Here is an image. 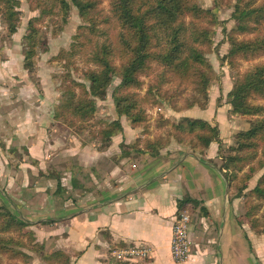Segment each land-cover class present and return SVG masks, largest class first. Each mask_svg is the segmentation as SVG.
<instances>
[{"label": "crops", "instance_id": "crops-1", "mask_svg": "<svg viewBox=\"0 0 264 264\" xmlns=\"http://www.w3.org/2000/svg\"><path fill=\"white\" fill-rule=\"evenodd\" d=\"M5 60L0 59L1 72ZM193 109L180 117L202 119L194 118ZM227 109L209 100L200 109L202 120L216 124L219 133L222 127L229 132L235 117L227 118ZM20 110L0 107V206L25 222L47 248L65 252L72 264H117L110 250L132 244L147 245L151 253L131 264H202V259L214 264L218 253L211 249L205 255L191 250L182 263L171 258L178 202L192 199L199 204L187 209L198 213L200 228L215 235L219 264H244L239 203L219 168L217 143L196 152L170 140L155 157L128 154L120 144L143 135L123 119L121 133L102 143L63 129L52 118L53 107L29 109L26 121ZM191 222L190 241L197 233L190 230ZM191 246L197 244L191 241Z\"/></svg>", "mask_w": 264, "mask_h": 264}, {"label": "trees", "instance_id": "trees-1", "mask_svg": "<svg viewBox=\"0 0 264 264\" xmlns=\"http://www.w3.org/2000/svg\"><path fill=\"white\" fill-rule=\"evenodd\" d=\"M99 1L71 0L83 19L84 25L83 33L74 36V42L66 55L65 62L78 54L76 47H81L85 52L83 61L90 66L82 71L88 88L86 89L85 85L67 75L63 81L69 88L65 89V99L61 101L56 112L54 111L55 120L69 115L80 123L88 121L95 112V100H102L105 97L107 86L112 78L118 75L120 82L115 89V94H112L117 117L124 116L130 120L132 127H138L144 120V116L137 108L134 95L128 90L140 86L139 76L146 70L149 62L163 66L180 80L194 77L202 87L204 82L208 81V75L203 73L201 67H209V65L204 62L201 52L203 48L209 46L211 32L208 26L201 28L200 20L207 17L209 13L199 8L197 0H108L109 12L117 27L114 38L112 36L104 38V34L99 32L97 18L100 11L96 9ZM37 7L40 16H47L49 10H58L61 14H66L69 6L65 0H48V3L38 2ZM19 16V0H0V20L5 24L8 35L16 32ZM231 17L236 22L234 32L253 35L251 39L243 40H234L232 37L229 52L231 57L237 55L253 57L260 53L264 54V30L262 29L264 3L256 6L253 0H237ZM38 21V18L30 19L24 34L26 49L23 55V69L29 73H32L34 67L32 60L38 43L39 33L36 27ZM102 22L109 23V20L103 19ZM64 53L66 52L59 51L54 60H61ZM116 59L119 61L118 67L113 63ZM255 96L264 98V63L247 71L240 80L235 82L228 93L232 114L256 116V120L252 122L249 129L235 136L233 154L220 158L222 162L219 168L224 170L230 189L236 177L235 175L227 176V170L240 171L245 163L252 164L255 160V152H259L261 158H259L260 161L256 160V167L249 168L245 175L246 179L264 165V107L252 105L249 102ZM184 122L175 124L173 128L178 134L194 136L195 143L189 144L204 151L212 142H215L219 151V131L216 124L190 118H184ZM121 131L119 120H113L100 129L99 139L101 142L107 141ZM176 139L182 143L180 138L176 137ZM167 144L168 142L162 141L159 137L152 140L137 138L129 145L120 144V147L128 154H148L155 157ZM236 188L238 192H241L245 186L242 184ZM250 193L264 200V173L258 178L256 186L250 190ZM187 204L197 207L199 202L185 199L178 202V208L181 211H187ZM199 210L205 212L203 207ZM249 210H255V206L249 207ZM250 222L252 227L256 226L255 219ZM26 226L25 222L0 206V234H4L0 237V252L14 256L10 246L26 248L24 241L12 235L18 233L21 238L29 237L33 240L31 232L21 233ZM39 250L41 251V247ZM17 256L23 260L28 258L24 253H18ZM40 258L46 264H72L69 256L60 250L40 255Z\"/></svg>", "mask_w": 264, "mask_h": 264}, {"label": "rangeland", "instance_id": "rangeland-1", "mask_svg": "<svg viewBox=\"0 0 264 264\" xmlns=\"http://www.w3.org/2000/svg\"><path fill=\"white\" fill-rule=\"evenodd\" d=\"M65 1L69 6L66 14H61L58 10H49V15L40 16L37 3H48V0H19V25L13 35L7 34L5 24L0 20V44H5V50L0 52V59H6L3 66L4 72L0 71V107L21 109V116L24 121L29 120L28 111L33 107H53V120L59 123L63 129H68L67 131L74 137L84 140L91 138L100 140L98 132L113 120L118 119L121 124V119H123V121L130 124V120L124 116L117 117L115 111L112 94H115V89L120 82L118 75H115L107 86L105 97L102 100H95V112L88 121L80 123L69 115L56 118L57 120L54 118V111L65 99V89L69 88L63 79L69 75L71 79L85 85L87 89L88 83L85 81L82 71L90 67L83 61L85 52L81 47H76L78 54L65 62L66 55L74 42V36L83 33L84 25L83 19L79 16L78 10L72 5L71 0ZM253 1L256 6L264 3V0ZM99 2L98 8H96L100 11L97 18L99 32L104 34V38L106 36L114 38L117 34V27L109 12V1L100 0ZM236 2L237 0H197L199 8L209 13L207 17L200 20L201 28L208 26L211 32L209 46L203 48L201 52L204 62L210 67H201L203 73L208 75V81L204 82L203 87L194 77L180 80L163 66L155 62H149L146 70L139 76L140 86L128 90L129 93L134 95L137 108L142 111L144 116V120L138 125L140 133L143 135V138L139 137V139L152 140L159 137L162 141L168 143L170 140H174L177 144L201 152L197 146L196 148L194 145L189 144L195 143L194 136L178 134L174 131L173 126L185 123L184 118L180 117V113L189 108H194L191 111L193 116H196L194 118L203 119L204 112L200 109H203L211 100L214 105L228 107L223 113L227 115V118L235 117L233 127L229 132L226 131V128L222 127L220 129V147L217 153L219 165L222 162L221 157L225 158L227 155L233 154L232 148L235 146V136L239 132L249 129L252 122L256 120V116L232 114L228 93L235 82L240 80L247 71H251L254 67L264 63V54L262 53L253 57L238 55L231 57L229 54L230 43L233 38L234 40H243L253 37V35L234 32L236 22L231 14ZM33 18L39 19L36 23L39 36L32 60L34 67L32 73H29L23 69V55L26 49L24 34L26 33L28 21ZM103 19H108L109 23H103ZM262 29L264 30V24ZM59 51L66 53H64L65 55L61 60H54ZM113 63L115 66H119L117 59ZM249 102L252 105L264 107V98L262 97L255 96ZM203 105L204 107H200ZM223 126L225 127V124ZM176 137L180 138L182 143H179ZM185 143L189 145H184ZM255 153V160L252 164L245 163L240 171H226L227 176L235 175L236 177V181L231 183L232 188L229 187V189L232 192L233 199L239 203V215H237L239 227L245 230L243 233L246 247L244 264H264V200L250 193V190L256 186L258 178L264 173V165L260 169H256L249 179L245 177L250 167L257 166L256 160L260 161V153ZM251 156L253 155L251 154ZM242 184L245 188L238 192L236 187ZM251 206H255V210L250 211L249 207ZM187 213L192 220L190 230L197 231L195 233L196 237L191 238V241L195 245L197 244V247L191 246V250L194 254L199 251L201 255H205L207 249L214 250L215 253H218L215 255L214 264H219L220 254L215 235L206 233L204 229L200 228L201 224L199 227L198 213H191L189 210H187ZM252 219L256 220V226L254 227L251 226L250 221ZM22 232H31L33 240L29 237L21 238L18 233L12 234L15 238L24 241L23 244L26 248L10 246L9 248L14 256H8L0 252V264H46L41 260L40 255L49 254L56 250L47 248L44 243L37 241L32 230L28 229L27 226L21 230ZM3 235L0 234V237ZM40 247L41 251L39 250ZM18 253H24L28 258L23 260L17 256ZM116 263L123 264V262ZM202 264H205V259H202Z\"/></svg>", "mask_w": 264, "mask_h": 264}, {"label": "built area", "instance_id": "built-area-1", "mask_svg": "<svg viewBox=\"0 0 264 264\" xmlns=\"http://www.w3.org/2000/svg\"><path fill=\"white\" fill-rule=\"evenodd\" d=\"M190 216L187 211H179L174 216L171 226L170 255L174 262H185L191 252V241L189 235ZM151 248L147 245H130L115 247L110 250V256L116 262L135 263L138 260L147 259Z\"/></svg>", "mask_w": 264, "mask_h": 264}]
</instances>
